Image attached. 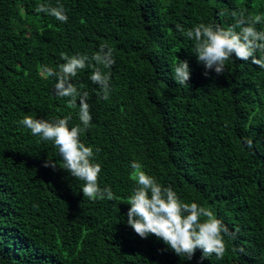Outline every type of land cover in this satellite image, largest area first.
I'll return each instance as SVG.
<instances>
[{"label": "trees", "instance_id": "trees-1", "mask_svg": "<svg viewBox=\"0 0 264 264\" xmlns=\"http://www.w3.org/2000/svg\"><path fill=\"white\" fill-rule=\"evenodd\" d=\"M41 4H62L67 22ZM234 11L259 16L264 31V0H0V264H264V69L230 59L205 76L194 41L176 30L227 28ZM105 43L115 59L104 69L109 99L92 68L72 83L88 93L92 120L80 138L99 149L98 183L112 201L83 197L84 181L44 167L60 159L57 148L19 123L70 115L69 127L80 124L41 66L58 70L62 53L91 57ZM177 59L189 64V87L173 79ZM132 161L223 222L222 259L177 256L127 225Z\"/></svg>", "mask_w": 264, "mask_h": 264}, {"label": "clouds", "instance_id": "clouds-1", "mask_svg": "<svg viewBox=\"0 0 264 264\" xmlns=\"http://www.w3.org/2000/svg\"><path fill=\"white\" fill-rule=\"evenodd\" d=\"M38 12H47L58 21L66 23L68 16L64 6L55 7L41 4ZM234 24L222 28L218 25H205L203 23L185 30L181 24L176 25V30L194 41L196 60L203 64L204 75L208 70L216 74L225 71V63L230 59L251 61V63L264 69V55L257 58L256 53H264V31H259L256 25L260 17L246 16L243 11L233 12ZM65 61L59 65L58 70L41 66V74L45 78H55V95L67 98L70 109L78 107L80 124L69 127L71 116L52 121L25 115L19 123L30 130L31 134L38 136L42 141H51L57 148L60 159L47 160L44 167L55 170L57 166L64 169L71 177L84 181L81 192L83 197L90 200H115L116 197L109 186L101 188L98 176L101 165L95 162V153L99 152L93 146H86L81 141V134L91 124L90 104L88 93L80 91L72 83L78 72L85 68H92L90 80L98 85L101 98L108 100L111 92L110 73L104 71L114 65L113 49L106 43L91 56L61 54ZM174 68L175 82L181 86L189 87L188 81L191 69L186 60H178ZM102 66V67H101ZM77 101L79 103L77 104ZM82 125V126H81ZM248 147L252 146L250 139L245 140ZM132 175L137 186L129 198L130 207L126 213L127 225L141 238L154 235L168 246L177 256L191 259L197 249L202 250V258L215 254L217 259H222L226 252L224 235L228 233L223 222L196 202L185 203L177 196L171 186L164 187L155 178L143 170V165L138 161L130 164Z\"/></svg>", "mask_w": 264, "mask_h": 264}]
</instances>
